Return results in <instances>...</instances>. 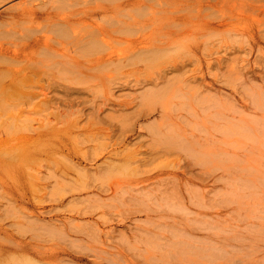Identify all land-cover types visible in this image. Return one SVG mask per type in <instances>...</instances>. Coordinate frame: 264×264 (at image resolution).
<instances>
[{
  "label": "rangeland",
  "instance_id": "rangeland-1",
  "mask_svg": "<svg viewBox=\"0 0 264 264\" xmlns=\"http://www.w3.org/2000/svg\"><path fill=\"white\" fill-rule=\"evenodd\" d=\"M159 1L88 18L75 34H65L45 19L13 25L15 37L42 35L73 58L59 65L54 54L34 55L48 59L47 103L39 97V78L22 73L27 82L21 80L10 95L21 100L28 92L33 98L26 111L13 113L11 126L0 130V224L19 238L16 223H25L22 230L30 240L36 226L26 213L38 208L23 202V194L49 210L70 184L79 187L77 181L108 185L112 176L99 179L88 168L100 165L103 160L96 163L97 157L113 143L125 148L121 159H133L138 148L137 156L148 160L150 169L179 174L172 186L151 188L155 197L161 196V187L171 188L169 204L162 208L155 200L150 211L137 214L121 210L114 216L112 238L102 232L93 241L71 243L52 234L49 241H33L44 251L41 257L32 258L33 252L0 264H73L57 258L90 249L101 250L97 257L85 256L93 264H264V41L251 52L255 36L264 34V11L253 8L257 0ZM70 18L79 20L71 13ZM104 27L112 31L89 40V33ZM165 39L170 40L167 49L155 53ZM143 44L155 49L146 53ZM107 51L116 63H103ZM131 54L136 65L141 63L137 69L116 65ZM144 54L153 55L150 62H142ZM75 61L81 71L72 70ZM183 61V67H171ZM124 94L159 109L141 120L143 128L135 125V108L124 114L105 106L113 95ZM0 111L6 121L9 114ZM132 178L128 172L119 177L123 183ZM87 205L79 203L73 210ZM148 214L151 222L142 224L148 230H139V243L130 228L137 220L145 223ZM128 216L134 220L117 223ZM166 223L173 224L171 230L164 228ZM123 229L127 237L121 235ZM2 246H12L5 234L0 235Z\"/></svg>",
  "mask_w": 264,
  "mask_h": 264
},
{
  "label": "bare ground",
  "instance_id": "bare-ground-1",
  "mask_svg": "<svg viewBox=\"0 0 264 264\" xmlns=\"http://www.w3.org/2000/svg\"><path fill=\"white\" fill-rule=\"evenodd\" d=\"M16 1L17 0H0V17L3 18L2 22H0V75L2 73L6 74L4 78H0V108L1 110L3 109V112L6 115L9 114L7 115L8 117L6 118V121L0 115V130L3 127L11 126V124H13V113L17 110L22 112L26 111L27 106L30 105V101L33 98V96L28 92H25L24 99L21 100H12L10 96L11 93L18 88L19 82L21 80H24L21 76V73L27 78L32 76L39 78V80L42 82H40L39 97H41V100L45 103H47L48 101L50 90V85L48 84V79L50 77V73L47 68L48 59H36V57L34 56L35 54L41 51L46 55L54 54L56 56V63L59 65H64L69 57L71 59L73 58V55H70L69 53L50 45L42 35L36 34L31 38L15 37L11 32L14 24L19 22H35L41 19H45L49 20L50 22H47L51 23L55 27H58L65 34H75L77 33L78 29L77 25L79 26L87 22L88 18L94 19L96 16L101 15L102 13H115L116 11H124L129 7L138 8L141 5L143 7L144 3L147 0L142 2H139L138 0ZM160 1L159 2L161 4L162 0ZM167 2L169 3V1ZM79 5H82V9H80L79 7L77 8V6ZM151 6L149 8H151ZM253 8L258 11H264V0H257V2L253 5ZM67 11L71 14H74L76 19L79 20H76V22L73 23L72 19L70 18V13L68 15ZM149 11L152 12L153 10L149 9ZM124 26L129 27L130 25L126 23V25L124 24ZM8 27H11L10 30H7ZM111 29L112 28L109 29L105 27L98 28L97 30L92 31L93 33H89L88 38L90 41H96L94 39L98 38V34L104 35L106 32L112 31ZM252 34L254 35L255 32H252ZM259 36L260 38L255 36L254 40L256 46L254 45V47L251 48V52L255 51L258 47H261L264 41V34ZM169 41V39H165L162 44H159L156 47V49L153 45L152 48L155 49V53L166 50V45L169 43ZM74 42L79 44V37H75ZM144 45L145 44H143L144 48H146V46H150L147 44L145 46ZM135 48L137 49V47H135L134 45L133 49ZM152 48L150 47L151 50H149V48H146L144 50H146V53L150 51L152 52ZM132 51L135 52V50ZM139 51L137 50L136 52L139 53ZM113 54V52L107 51L101 58V60L104 61L103 63H116L117 60L115 59ZM133 54L125 57L127 58L126 62L120 61L122 59L118 60L119 62L116 65L121 68L128 66L136 68L138 67L137 65L141 64L139 63L141 60L142 62L143 60L150 62V58L154 55V53H152L153 55H149L151 56L149 57L147 54H144L146 57H144L143 55L144 58L138 61L139 64L136 65V62H134L135 59L131 58ZM30 56L33 57V61L31 62L27 61L26 59L31 58ZM128 59H130V61H128ZM185 64L186 61H183L179 64L174 63L171 67L174 69H178L180 67H183ZM81 67L82 65L75 61L73 62L72 70L75 72L81 71ZM164 78L165 77H161L158 80ZM156 86H158V83H156ZM175 89L176 88H174V90ZM137 99L138 96L130 94L118 97H115V95H113V98L109 99L105 103V106L111 107L114 111L117 112H124V114L125 110L135 108L133 113L136 117L135 125H139L140 128H143V125L140 124L141 120H147L150 117L152 118L153 113L157 112L159 109L154 105L149 106L147 104H143V102H139L137 101ZM1 112L2 111H0V113ZM163 120L164 119H162L158 123L159 126H163ZM121 146L122 145H120V143H113L106 146V150L100 156H98L96 160V163L98 160H103L101 164L97 165L95 168H88L89 170L95 172V176H98L99 179H101L100 176L106 174L112 176L114 179L108 182V185L100 183L98 185L89 184V186H85V184H81L77 181L76 184L83 189L79 190V187L70 184V187L65 190L60 199L55 201L53 207L49 210H43L42 205L37 202L35 198L23 194L21 199L23 202H30L38 208V210L34 209L26 213V218L36 226V231L31 235L30 240H28L30 236L27 237V233L22 230L25 227V223H16L17 226L20 227L19 230L22 231L20 232L19 238L15 237L13 234L8 233L5 226L3 224H0V235L5 234V238L10 239L12 244V246H2L0 248V262L5 261L10 256L17 257L21 255H30L33 252L35 255L32 256V258L41 257L44 251L41 249L40 245H37V248H35L33 246V241L37 239L49 241L52 234L57 235L63 239H68L71 243L75 241V243L79 241H86V239L88 238H91V240L96 239V237L99 236V234L102 232L105 233L108 238H112V233L116 232V227H112L114 223L113 220H116L114 219V216H119L118 214L122 215L121 210H133V213L137 214L145 211V209L146 211H150L151 202L155 200H158L157 202H159L162 208L165 207L166 204H169L168 197L171 188L162 190L161 187L160 190L162 194L160 197H155V194L152 192L151 188L153 185L161 183H165L167 186H172L176 180L180 179L179 174L177 172H155L154 170L150 169L148 167L150 165V163H148V160L137 156V154L140 153V150L138 148L135 149L136 156H134L133 159H121L119 158V156L125 150V148L121 149ZM81 167L83 168L81 169L82 171L86 169V167ZM73 168L76 169L77 165H73ZM125 172L131 173L133 175V178L131 181H125L123 183L120 181L119 177L122 176V173ZM66 178L68 177L66 176ZM70 179L71 181L74 180L72 178ZM132 181H134L133 184L130 183ZM43 186L47 187V183H43L42 187ZM66 193H68L69 195ZM82 202H89L90 205H87L88 207L86 206L83 210H80L78 212L74 211L73 208ZM133 207H135V209H132ZM183 208L185 210L187 209L185 206H183ZM61 215H63L64 218H59L61 217ZM48 216L50 217L49 219H47ZM129 219L130 221L134 220L131 216H128L125 219H118L119 221L117 220V223H125ZM137 221L138 222H135L136 225L130 228V231H132L135 239L137 238V242L142 243L139 236V230H148L146 226L144 229V226H142V224L151 222L150 214L147 215V221L145 223H142V221L140 220ZM105 225L110 226L111 229H102L101 227ZM172 227L173 224L171 223H166L164 225V228L167 230H171ZM72 233H76L78 236L74 237ZM120 233L122 236H126L127 231L123 229V231ZM146 233H151V231ZM167 244H171V241H168ZM137 247L138 246L135 245V248ZM99 252H101V250L98 251L97 249H90L79 251L77 254H71L69 255L70 257L68 256V258L57 259H61L63 261L69 259L68 261L72 262L73 264H93L90 260L85 259V256L97 257ZM105 253L108 254V249L104 250L102 254ZM94 264L97 263L94 262Z\"/></svg>",
  "mask_w": 264,
  "mask_h": 264
}]
</instances>
